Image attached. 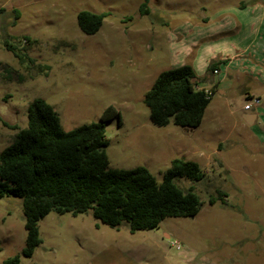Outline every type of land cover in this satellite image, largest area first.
Wrapping results in <instances>:
<instances>
[{
	"label": "rangeland",
	"instance_id": "obj_1",
	"mask_svg": "<svg viewBox=\"0 0 264 264\" xmlns=\"http://www.w3.org/2000/svg\"><path fill=\"white\" fill-rule=\"evenodd\" d=\"M143 3L0 0V152L17 132L9 126L26 127L27 106L36 98L54 108L64 131L98 122L112 106L121 124L105 123L109 168L142 166L161 182L172 160L196 162L205 177L176 183L197 194L199 212L133 234L89 212H50L38 222L41 244L26 258L21 200L0 197V264L15 255L21 264H264V118L246 126L241 113L249 99L235 89L224 99L214 91L195 130L153 125L143 103L158 74L185 60L178 63L174 28L182 32L187 22L210 16L218 0H148L147 14ZM81 11L107 14L95 34L79 30ZM193 34L181 49L188 58L203 54L188 44ZM217 190L225 201L210 204Z\"/></svg>",
	"mask_w": 264,
	"mask_h": 264
},
{
	"label": "trees",
	"instance_id": "obj_2",
	"mask_svg": "<svg viewBox=\"0 0 264 264\" xmlns=\"http://www.w3.org/2000/svg\"><path fill=\"white\" fill-rule=\"evenodd\" d=\"M147 3L141 5L142 14L148 13ZM106 16L81 11L76 16L78 28L85 35L95 34ZM5 47L20 58L11 44L6 42ZM217 65L211 63L208 70L214 72ZM198 84L189 64L159 73L143 97L152 124L165 127L172 122L197 129L214 92L199 89ZM26 117V127L9 126L17 132L0 152V197L21 200L26 232L23 257L30 258L41 244L38 222L50 212L72 216L89 212L111 228L126 224L130 234L155 229L166 218H193L199 212L197 194L176 183L178 178L198 182L205 177L196 162L172 160L161 182L142 166L109 168L105 123L117 119L121 124L114 107H107L98 122L70 131L63 130L54 108L41 98L28 104ZM216 196L210 204L224 203V192L217 190ZM2 264H21L20 257H9Z\"/></svg>",
	"mask_w": 264,
	"mask_h": 264
},
{
	"label": "crops",
	"instance_id": "obj_3",
	"mask_svg": "<svg viewBox=\"0 0 264 264\" xmlns=\"http://www.w3.org/2000/svg\"><path fill=\"white\" fill-rule=\"evenodd\" d=\"M214 9L210 16L187 22L190 25L182 32L179 27L174 28L178 63L182 59H189V63L183 61L175 68L191 65L199 81L198 88L214 89L221 99L234 89L245 100L259 99L258 106L262 111H259L258 106L250 111L242 108L241 117L256 115L252 125H247L242 119L246 126H253L259 116L264 118V0H218ZM191 34L193 39L188 44L198 46L203 54L188 58L181 49ZM213 62L218 63L214 70L216 74L208 70ZM202 81L211 82L213 87L210 89V86L201 85Z\"/></svg>",
	"mask_w": 264,
	"mask_h": 264
},
{
	"label": "built area",
	"instance_id": "obj_4",
	"mask_svg": "<svg viewBox=\"0 0 264 264\" xmlns=\"http://www.w3.org/2000/svg\"><path fill=\"white\" fill-rule=\"evenodd\" d=\"M214 74L217 73V71H214L213 72ZM211 95V93H210ZM260 104V100L257 99V98H251L249 99V102L245 103V105L243 106V109L245 111H250L253 107H256ZM170 245L172 247H174L176 250L180 249V245H179V242L178 241H173L172 243H170Z\"/></svg>",
	"mask_w": 264,
	"mask_h": 264
},
{
	"label": "water",
	"instance_id": "obj_5",
	"mask_svg": "<svg viewBox=\"0 0 264 264\" xmlns=\"http://www.w3.org/2000/svg\"><path fill=\"white\" fill-rule=\"evenodd\" d=\"M264 108V106H263ZM249 118H245V117H242L243 121L247 124V125H252L255 118H256V115L255 114H251V115H247Z\"/></svg>",
	"mask_w": 264,
	"mask_h": 264
}]
</instances>
